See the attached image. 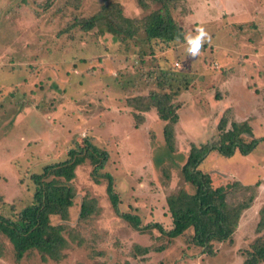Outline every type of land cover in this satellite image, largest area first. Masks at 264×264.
Returning a JSON list of instances; mask_svg holds the SVG:
<instances>
[{"label":"rangeland","instance_id":"374dc122","mask_svg":"<svg viewBox=\"0 0 264 264\" xmlns=\"http://www.w3.org/2000/svg\"><path fill=\"white\" fill-rule=\"evenodd\" d=\"M109 1L121 3L130 17L158 7L145 10L137 0H0V213L6 216L31 203L35 173L89 138L109 152L103 172L114 178L120 212L138 215L143 225L159 222L170 229L166 198L189 188L181 168L192 142L213 140L224 114L249 119L255 135L264 137V0H185L176 10L185 36L203 27L211 39L195 57L184 40L156 54V61L148 56L141 66V50H151L143 34L119 42L97 28L72 25L75 17L92 15ZM159 62L181 87L173 151L156 110L144 112L136 125L134 108L126 103L129 96L156 89L148 74ZM201 168L216 186L231 180L259 183L233 241L215 242L213 255L187 240L192 230L171 240L156 229L132 228L111 204L106 181L92 180L86 161L72 182L76 197L68 221L52 217L53 224H67L77 233L73 242L69 231L65 234L68 257L43 262L34 252L17 261L11 242L0 234V264H241L244 251L264 233L257 232L264 205V142L248 155L213 152ZM85 198L94 200L98 211L81 219ZM161 245L163 251L153 250Z\"/></svg>","mask_w":264,"mask_h":264},{"label":"trees","instance_id":"16d2710c","mask_svg":"<svg viewBox=\"0 0 264 264\" xmlns=\"http://www.w3.org/2000/svg\"><path fill=\"white\" fill-rule=\"evenodd\" d=\"M185 0H137L145 10L152 4L158 7L149 10L142 17H130L124 14L122 4L109 1L92 15L75 17V27L84 31L97 28L100 34L110 33L117 41H127L143 34V41L151 46V50H141L140 66L146 64L148 56L156 61V54L169 50L185 40V28L176 17V10ZM158 62V60H157ZM157 70L149 71L156 89L148 93L129 96L126 103L134 108L136 125L144 119V112L154 108L159 119L165 123L164 140L170 150L175 149V126L179 122V104L176 101L181 92L176 79L160 64ZM122 89L132 90V85H123ZM216 137L207 142H192L187 159L181 168L183 179L189 188H181L167 196L166 202L172 226L165 229L159 222L143 225L138 215L120 212V197L115 190L111 173L103 172L109 160V152L96 145L91 139H83L68 152V156L60 161L45 164L41 171L32 176L35 185L33 199L18 214L6 216L0 213V234L5 236L13 246L17 261L34 252L40 255L43 262L60 263L68 257L71 241H76L75 229L67 224L70 208L74 205L76 192L72 184L78 166L89 161L92 165L90 176L96 184L106 181V192L118 215L132 228L143 233H151L154 229L161 236L175 239L188 234L187 240L204 248L210 255L215 253V242L233 241V235L245 210L251 207L259 183L243 184L239 180H231L225 184L214 185L210 173L201 165L207 157L216 152L225 157L235 153L248 155L264 142V137H257L249 119L231 120L224 114L217 125ZM94 200L85 198L81 204V219L89 218L98 208ZM260 219L257 232L264 231V205L259 211ZM52 217H58L64 223L53 224ZM69 231V238L65 235ZM76 233V235L74 234ZM189 238V239H188ZM77 245H83L79 240ZM165 249L161 245L153 250ZM143 248V253L149 252ZM245 259L241 264H264V233L259 235L244 251ZM3 255V243L0 242V256ZM76 264H87L77 262Z\"/></svg>","mask_w":264,"mask_h":264},{"label":"clouds","instance_id":"9594fccd","mask_svg":"<svg viewBox=\"0 0 264 264\" xmlns=\"http://www.w3.org/2000/svg\"><path fill=\"white\" fill-rule=\"evenodd\" d=\"M195 36L186 35L185 41L188 45L187 51L189 55L195 57L200 53L201 48L207 40H210V35L205 31L203 27L198 28Z\"/></svg>","mask_w":264,"mask_h":264}]
</instances>
